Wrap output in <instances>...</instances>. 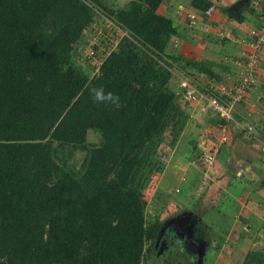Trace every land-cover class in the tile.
I'll return each mask as SVG.
<instances>
[{
  "label": "trees",
  "instance_id": "1",
  "mask_svg": "<svg viewBox=\"0 0 264 264\" xmlns=\"http://www.w3.org/2000/svg\"><path fill=\"white\" fill-rule=\"evenodd\" d=\"M165 1L0 0V264H152L162 223L146 218L141 196L162 171L157 147L164 135L171 146L180 137L190 103L226 102L198 80L224 88L219 74L228 70L224 61L166 55L179 32L158 14ZM188 7L205 17L212 5ZM95 18L120 39L90 76L77 58ZM186 22L192 29L195 19ZM91 87L119 95L120 107L94 104ZM74 152L83 154L76 165ZM174 245L160 263L191 264L196 254ZM240 264H264V250Z\"/></svg>",
  "mask_w": 264,
  "mask_h": 264
},
{
  "label": "crops",
  "instance_id": "2",
  "mask_svg": "<svg viewBox=\"0 0 264 264\" xmlns=\"http://www.w3.org/2000/svg\"><path fill=\"white\" fill-rule=\"evenodd\" d=\"M187 1L185 0L183 3L188 7ZM208 1L212 4L214 2V0ZM179 2L180 0H166L158 8V14L170 18L175 24L176 30L178 32L182 31L184 34L188 18L187 20L186 18L183 19L182 11L186 12L188 9L182 8L181 10L175 7L174 3L181 5ZM243 3V0H221L220 4L222 6L215 8L218 11V15L214 17V20L218 19L217 23H212L213 19L211 15H206L210 23L207 26V30H210L216 36L213 44L216 41L217 45H213L211 42L206 43L205 46L207 48L205 49L208 50V56L204 58L227 63L228 70L219 74L226 81V84L234 83V79L242 72V55L249 52L248 41L250 39L247 33L251 28H256V25L259 26L258 19L251 16L252 20L246 10L243 9ZM185 14H187V17H195L190 8L189 14L188 12ZM208 14H211V9H209ZM237 16L242 17L241 22L235 21L234 18ZM198 24L199 21L195 19L194 25L197 26ZM187 29L190 28L188 27ZM199 34H201L200 31ZM180 36L179 33L176 38H180ZM172 39L174 38H171L166 48L171 46ZM189 41L183 44L185 52L188 55L193 54L192 56H195L199 54L200 57H203V45L201 43L197 45L196 42L192 41L191 43ZM212 45L214 49H212ZM257 56L258 63L254 74V84L245 93L243 102L240 105L234 106L233 116L234 121L242 126L251 125L253 127L255 139L249 140L245 136L236 137L234 138L236 140L229 142L226 147L219 146L218 150L214 153L213 166L209 169H205L200 161L201 153L210 149H207L208 143H205L202 147L204 142H208L204 137L199 140L201 142L197 145L194 142H192V146L188 144L190 147L198 149L197 153H195L197 150L189 152L188 148L182 150L180 146L175 145L176 150L174 151L172 162L166 169L163 167L164 169L160 175L162 179L160 182L162 187L160 186V188H162V191L171 189V194H175V196L181 195V201L179 204H176L177 207L186 205L184 203L191 199L192 202L195 200L196 206L194 204L189 207L192 202H188L186 208L183 207L185 209L184 212H192L197 209L202 211L204 202L207 203V201L215 199V204H217V208L214 209L217 214L216 216L222 219L226 215L228 217L227 223L238 222V225H244L243 229L246 233L253 232V227L249 225L252 222L258 223L259 229L264 231V46ZM205 80H207L206 83L209 86L211 83L215 85L209 79ZM205 121L213 125V127L216 125L211 119H206ZM196 126L200 129L198 124ZM229 126L232 128V124ZM224 127L225 129L227 128L226 126ZM216 129L219 130L218 126ZM196 134L198 135L199 133ZM166 177H170L168 182L165 181ZM177 179H179L180 183L184 184L185 194L184 192L180 194ZM189 196L191 199H187ZM197 198L199 200H196ZM259 198L262 202H258ZM226 199L231 201V206L223 205ZM219 204L220 206H218ZM180 207L179 211L181 210L183 213V209ZM220 207H223L222 213L218 210L221 209ZM231 211L232 213L228 214ZM259 229L255 231L259 232Z\"/></svg>",
  "mask_w": 264,
  "mask_h": 264
},
{
  "label": "rangeland",
  "instance_id": "3",
  "mask_svg": "<svg viewBox=\"0 0 264 264\" xmlns=\"http://www.w3.org/2000/svg\"><path fill=\"white\" fill-rule=\"evenodd\" d=\"M128 1L130 0H106V3L107 6L114 7L115 5L123 6ZM220 1L221 0H214L213 4L211 3L212 4L211 14L208 15L209 16L211 15L213 19L212 23H217L218 19L214 20V17L218 15V11L215 10V8L222 6V4H220ZM183 2H185V0H180L179 3H181V5H177L178 2L174 3V5L175 7L181 10L182 8H185L186 10L188 9V11L186 12H188L189 14V8L186 5H184L185 3ZM183 12L186 13L185 11H182V13ZM189 17L191 18L192 16H188L187 17L188 20L186 18L187 21H189L190 19ZM250 18L253 20L251 16ZM194 19H196V21H199V24L197 26L194 25L195 27H193L192 29L191 28L187 29L189 27V25L187 24L185 26L186 28L185 33L183 34V32L181 31L179 32L181 35L180 38L172 39V42L170 43L171 46L169 48H166V55H180L187 59L189 57L190 58L193 57L195 59H205L204 57L208 56V52H207L208 50L205 49L207 48L205 44L210 42L211 44H213V40L214 38L216 39V36H214V34L210 32V30H207V26L210 23L208 21L209 19L207 20L206 16L201 17V15L195 14ZM93 25L94 26L90 27L89 29L83 32L80 48L85 50L95 49L98 57L95 61L92 62L82 61L81 59L77 58V62L79 63V65L82 67V69L88 71L90 76L96 75L97 68L101 59L103 58V56L107 55L111 50L116 49L115 45L120 39L119 38L120 34L117 33V31H115L113 34L112 31H114V27L112 25H109L107 22H104L101 19L97 20L95 18ZM199 31L201 32V34H199ZM187 37L188 39H186ZM187 41L191 43L192 41H194L196 42L197 45H200L201 43V45H203L202 48L203 57H200L199 54H196L195 56H192L193 54L188 55L185 52V48L183 46V44L186 43ZM213 45H217L216 41H214ZM213 45H212V49H214ZM213 61L217 62L216 60ZM175 69H176L175 66H172L169 69V71L171 72V76H173V78L175 75L177 77V74L175 73ZM178 76L180 75L178 74ZM237 78L238 76L234 80H236ZM174 80L169 82H173ZM198 81L201 84H205L206 82V80L204 79H199ZM230 84L231 83L227 85L231 86ZM167 86L168 87L170 86L169 83ZM190 107L191 108L189 109V111L187 110L188 113L186 114L185 127L181 131L180 137H178L175 140V143L172 146L169 144L168 135H164V138L160 140V143L156 150V158L158 159V163L161 164L162 170L170 166L172 162V158L175 153L174 151L176 150L175 145L180 146L182 150L188 148L189 152H193L194 150H197L195 151V153H197L198 149L190 147L188 144H191L192 146V142H194L195 145H197L198 143L201 142L199 140L204 137L208 142H204L202 144V147L205 145V143H208L207 149L211 148L212 150H214V148H218L219 146L226 147V145H228L229 142L236 140L234 138L238 137L236 135L239 134L241 127H243L242 125L239 126L237 123L235 122L233 123L232 121H229V124L227 125L228 129L226 128L224 129V131H220L216 129L217 128L216 125L215 128L213 127V125L205 121L206 119H211V121L216 122L215 116L221 114L219 112L220 108L215 107L213 103L207 99H203V101L201 100L195 103L194 102L190 103ZM229 111H232L231 107L230 108L228 107V112H227L228 114ZM224 120L225 119H223V121ZM197 124L200 126V129L196 126ZM230 124H232V128L231 126H229ZM196 133L199 134L197 135ZM253 133H254V129H253ZM222 135H224V140L223 143L221 144L220 141L223 138ZM87 141L90 143H95L96 136L92 132H88ZM82 155L83 154L81 152H74L72 154L69 163H73L74 165L78 164L81 161ZM161 173L162 171L158 176L159 178H156L155 183L150 182L151 184L149 185V189L145 190L141 196V203L143 204V214L146 216L147 219H152V220L158 219L162 223V226L170 223L168 225L169 227L172 226L173 223V222L172 223L169 222L171 219L185 218L186 223L187 224L189 223V226L181 225L182 231H178L179 232L178 236H180L181 234L183 236L186 235L185 239H182L181 242L185 244L186 248L188 247L191 248V250L194 251V255L196 253L195 256H192L191 264L193 263L194 264H240L245 254H247L249 251L264 250V231L259 229L258 223L252 222L251 224H249L251 227H253V232L251 231L250 233H246L243 229L244 225L241 224L238 225V222L231 224L227 223L226 221H228L227 219L228 217L226 215L222 219L216 216L217 214L214 209L217 208V204H215V199L209 200L207 201V203L204 202V204L202 205L203 206L202 211L197 209L192 212H184L185 209H183V207L186 208L188 202H192L191 197L189 196L187 198L191 200L184 203L186 205L183 206L181 205V207L180 206L177 207L176 204L180 203L181 195L175 196V194H171L170 193L171 189L162 191V188H160L161 186L160 182L162 180L160 176ZM169 178L170 177H166L165 181L168 182ZM177 186L179 188L180 194H182L183 192L185 194L184 184L180 183L179 179H177ZM198 198L196 200H199ZM258 200L256 201L262 202L260 198ZM223 203L224 206H231V201L229 199H226L225 202ZM193 205L196 206L195 200L189 205V207ZM218 206H220V204ZM179 207L183 209V213L181 210L179 211ZM220 208L221 209L218 210L220 212L223 211V207ZM186 211L188 210L186 209ZM231 213L232 211L228 212V214ZM187 226L189 227L188 231L186 228ZM176 228L177 227H175L174 230H177ZM258 229L259 232L255 231ZM193 243L197 244V246L195 247ZM177 248L178 247L175 246V249ZM197 253L199 256L197 255ZM167 254L169 257L170 255L169 251ZM199 259L200 261L198 262Z\"/></svg>",
  "mask_w": 264,
  "mask_h": 264
},
{
  "label": "built area",
  "instance_id": "4",
  "mask_svg": "<svg viewBox=\"0 0 264 264\" xmlns=\"http://www.w3.org/2000/svg\"><path fill=\"white\" fill-rule=\"evenodd\" d=\"M249 8L254 10L258 15L257 19L260 23L256 28H251L247 36L250 39L248 41L249 52L242 55V72L238 74V78L234 80L231 86L221 87L216 86L217 96H222L226 98V102L219 101L218 99L210 98L209 101L213 103L215 107L220 108L218 116L224 121L230 120L228 112V107L232 109L233 105L239 101L240 98L244 97L245 93L251 88L254 82L255 65L258 60V54L261 48L264 46V0H249ZM247 43V42H246ZM83 61L92 62L96 60L97 54L92 50L82 49L79 52ZM230 112V111H229ZM224 138H222V141ZM203 167L208 168L213 162L212 154H204L201 158Z\"/></svg>",
  "mask_w": 264,
  "mask_h": 264
},
{
  "label": "clouds",
  "instance_id": "5",
  "mask_svg": "<svg viewBox=\"0 0 264 264\" xmlns=\"http://www.w3.org/2000/svg\"><path fill=\"white\" fill-rule=\"evenodd\" d=\"M253 84H254V82H253ZM210 86L212 88L216 87V85H210ZM227 86H229V85H227ZM88 91H89V95H90V97H91V99H92L94 104H97V105L102 104V105H105V106H113V107H116V108L120 107L121 98H120L119 95H116V94H114L112 92H105L103 87H98V88L97 87H91V88H89ZM234 106H236V103L233 105L232 111L229 112L230 120L223 121L222 118H220L218 115H216L218 118L222 119L223 123L225 124L224 126H226V127L229 124V121H232L233 123L235 122L239 126H241V124H239L238 122L234 121V119H233L232 113L234 112ZM217 126H218L220 131H224V129H225L224 126H220V125H217ZM240 131H242V134H244L247 137V139H249V140H252L254 138V136H255V131L253 133V127L251 125H246V126L241 127ZM222 137L224 138V135H222ZM220 142H221V144L223 143L222 140ZM217 150H218V148H214V150H212L210 148L208 151H206L204 153H201L202 155H200V161H201V158L204 156V154L209 153V154L213 155V162H212L211 166H209L208 168L204 167L205 169H209V168H211L213 166L214 153ZM201 164H202V162H201Z\"/></svg>",
  "mask_w": 264,
  "mask_h": 264
},
{
  "label": "flooded vegetation",
  "instance_id": "6",
  "mask_svg": "<svg viewBox=\"0 0 264 264\" xmlns=\"http://www.w3.org/2000/svg\"><path fill=\"white\" fill-rule=\"evenodd\" d=\"M178 234H179V232L177 230H173L172 232H166V233L161 234L159 240H161L162 242H164L163 243V249H162V253H164V255H163V258L162 259H161L162 255L161 256L160 255L159 256H156L154 258V255L151 253V258L150 259H151L152 263H154L153 261H155V262H157L156 264H161L160 263L161 261H166L165 255L168 253V251H169V253H172V252L175 251V247H173V246H175L174 244H176L177 242H181V240L182 239H185V236H186V235L183 236L182 234L180 236H178ZM161 241H159V243ZM186 249L188 250L187 252H189L190 254H193L194 255V251L191 250V248L188 247ZM152 251H154V253H155L156 249H154V250L152 249ZM173 259H175V258L173 257ZM169 261H171V257H169Z\"/></svg>",
  "mask_w": 264,
  "mask_h": 264
},
{
  "label": "water",
  "instance_id": "7",
  "mask_svg": "<svg viewBox=\"0 0 264 264\" xmlns=\"http://www.w3.org/2000/svg\"><path fill=\"white\" fill-rule=\"evenodd\" d=\"M238 3H240V1H238ZM238 3H236V4H238ZM234 7V6H233ZM169 222H173L172 223V226H168L170 223H168V224H166V225H163L162 227H161V230H160V234H159V236H158V239L156 240V242H155V245L153 246V250L154 249H156V251H155V253H154V251H152V254L154 255V258L156 257V256H161V255H163L164 253H162V249H163V243L164 242H162L161 240H159L160 239V236H161V234H163V233H166V232H172L173 230H174V228L175 227H177L176 229H177V231H182V226L181 225H185V224H187L186 223V220H185V218H175V219H171ZM188 226H189V223L187 224ZM165 226H168V227H165ZM181 226V227H180ZM186 227L187 228V230L189 229V227ZM169 230V231H168ZM159 241H161L160 243H159ZM185 245V244H184ZM193 245H195V247L197 246V244H194L193 243ZM162 253V254H161ZM196 254V253H195ZM197 255H198V253H197ZM199 256V255H198ZM200 261V259L198 260V262ZM154 263H152V264H156L157 262H155V261H153Z\"/></svg>",
  "mask_w": 264,
  "mask_h": 264
}]
</instances>
